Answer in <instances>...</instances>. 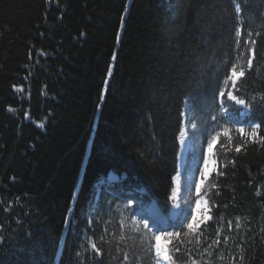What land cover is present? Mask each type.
Returning <instances> with one entry per match:
<instances>
[{"label":"trees","instance_id":"obj_1","mask_svg":"<svg viewBox=\"0 0 264 264\" xmlns=\"http://www.w3.org/2000/svg\"><path fill=\"white\" fill-rule=\"evenodd\" d=\"M252 39L247 70L236 41ZM229 60L246 69L240 93L259 101L264 0H0V264H122L124 252L155 264L125 196L143 213L165 205L186 103L192 158L202 165L200 130L211 116L201 109L217 82L225 87ZM261 118L255 110L241 119ZM232 135L215 149L225 175L201 193L212 219L182 237L191 255L181 264H264V147L236 153Z\"/></svg>","mask_w":264,"mask_h":264},{"label":"snow or ice","instance_id":"obj_2","mask_svg":"<svg viewBox=\"0 0 264 264\" xmlns=\"http://www.w3.org/2000/svg\"><path fill=\"white\" fill-rule=\"evenodd\" d=\"M236 12H241L239 4L236 5ZM235 35L239 38L241 31L237 29ZM247 36L251 37L252 33L248 32ZM236 42L245 53L249 54L245 57V60L247 70H251L256 56V41L252 39L250 42L245 41L241 43L240 40ZM249 43L251 46H249ZM237 58L239 59L240 56L238 55ZM112 59H116L115 54H113ZM228 63L230 64V71L226 70L223 75L225 87H220L219 82H217L212 95L211 107L209 109H201V111H206L207 115L211 116V120L206 124L204 129L200 130L203 139L206 140V149H202V154L197 158L203 161L202 168L197 167L195 169V171L199 172V179L186 182L184 171H177V174L171 177V183H178L179 188L172 187L171 194L168 196L165 205L153 208L149 216L143 214L141 201L131 192L125 196L129 205L135 204V207L128 208V211L133 218L132 223L136 231L140 232L142 228L144 233L150 234L148 236V250L150 252L154 251L155 264H181L182 256L186 255L190 257L189 250H182L180 247V244L183 242L182 237L199 232L200 226L212 219L209 215L211 208L202 198L201 193L210 177H213L214 174L218 176L225 175L224 170L215 167L218 163L215 158V149L218 145L223 144L222 137H226L229 143H232V133L237 134L240 142L235 144L236 153H240L242 148L250 143H256L264 147V96H261L259 101H257L256 96L248 98L246 95H242L238 81H241L245 77L246 69L243 65L234 63L231 60ZM225 68L227 69V65ZM109 72H111V68H109ZM229 84L231 88L227 87ZM103 98V95H101L100 99ZM217 100H219V103L216 102ZM188 102L191 105V98H189ZM237 106L241 107L238 108ZM233 110L240 112V118L233 115ZM255 110H259L262 113L261 119L242 121L241 118L243 116L249 115ZM8 111L14 112L15 109L9 107ZM192 111L193 109L190 107L189 112ZM212 112L216 114L212 115ZM245 124L247 127H245ZM39 127L43 129L45 125L41 123ZM198 127L197 125V129ZM186 134L184 127H181L180 135L184 136ZM182 143L187 146L188 141L183 140ZM193 184L196 194L194 208L191 206L190 201H184V193L191 192ZM116 198L119 199L120 195L117 194ZM74 199H78V197L74 195ZM69 212H73V209L70 208ZM197 213H203V215L198 216ZM137 216L140 217L141 223L139 224L134 219ZM185 221L187 222L185 223ZM65 224L71 227V220L66 219ZM121 239H123V236H121ZM162 240L169 241L172 244L171 249L163 246L161 244ZM173 241L175 243H172ZM226 242L227 237L225 238ZM219 243L218 239L208 243L205 251L212 248L213 245H219ZM88 245L97 256L101 254V249L97 247V243L93 242L90 238L88 239ZM117 250L120 251V249ZM76 255L79 257L82 253L77 252ZM122 264H138V258L134 259L128 252H124Z\"/></svg>","mask_w":264,"mask_h":264},{"label":"rangeland","instance_id":"obj_3","mask_svg":"<svg viewBox=\"0 0 264 264\" xmlns=\"http://www.w3.org/2000/svg\"><path fill=\"white\" fill-rule=\"evenodd\" d=\"M247 111V110H244ZM184 123L186 124L187 128H188V142H189V151H188V157H187V163H186V167H185V177H186V182L187 181H192V180H198L199 179V172L195 171V169L197 168V166L195 165V161L192 158V153H194L195 148L190 140V133L191 131L194 129V123H192V116L188 110V106L186 105V107L184 108ZM245 127H247V125L245 124ZM202 165L200 166V168H202ZM195 196L196 198V194H195V188H194V184L193 187L191 189V192H185L184 193V201H189V199L192 196ZM191 206L194 208L195 207V200L193 203H191ZM155 207L154 203L150 204V207L146 209V213H144L145 216H149V214L151 213V211L153 210V208ZM203 207V206H202ZM198 216H202L203 213H197ZM190 218V216H189ZM161 244L163 246H166L168 244V242L166 243L164 240L161 241Z\"/></svg>","mask_w":264,"mask_h":264},{"label":"bare ground","instance_id":"obj_4","mask_svg":"<svg viewBox=\"0 0 264 264\" xmlns=\"http://www.w3.org/2000/svg\"><path fill=\"white\" fill-rule=\"evenodd\" d=\"M183 127H184V130H185V132L187 134L184 135V136L180 135V137H179V142H180V146H181V151H180V154H179V171H185V167H186V163H187V157H188V151H189V142H188L187 146H185L182 143L183 140H187L188 141V133H189L188 132V128H187L185 123H184ZM174 187L179 188V184L178 183H174Z\"/></svg>","mask_w":264,"mask_h":264}]
</instances>
